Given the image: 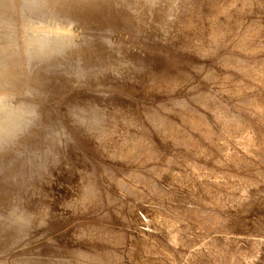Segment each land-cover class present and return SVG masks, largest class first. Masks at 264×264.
Wrapping results in <instances>:
<instances>
[{
    "label": "rangeland",
    "instance_id": "rangeland-1",
    "mask_svg": "<svg viewBox=\"0 0 264 264\" xmlns=\"http://www.w3.org/2000/svg\"><path fill=\"white\" fill-rule=\"evenodd\" d=\"M173 1L178 5L176 6ZM184 1L183 3V0H172V5L163 6V8H161L160 6L156 7L157 0H0V95L9 98V104L13 112L12 135L0 140V165L19 152V150L23 149L25 147L23 146L25 142H33L35 139L41 138L45 133L49 132L50 135L51 133L53 134L51 136L54 140L56 139L55 141H58L69 149L73 165H75L74 167H68L61 164L60 161L46 156V151L41 149L45 146L43 145L37 149L35 154H32L33 158L40 152L37 154L38 156H35L37 159L33 158V162H38L37 164L40 166L38 171H36L37 173L35 171L19 173L15 179H11L10 176L5 174V177L2 175L1 178H5L6 180H1L5 182L7 186L9 185L10 191H15V189H17L18 191L24 192L25 195L28 194L27 197H30L29 199L27 198L28 205L36 206L37 204L36 207L40 211L43 209L41 215L43 214L42 216L45 218L46 216L49 217L50 214L58 215L59 212V216H61L63 220H60L57 226L81 222L103 228L104 231L106 229L109 231L111 230V233L107 230V232L102 230L98 235L99 237L101 235L102 239L101 237L98 238V236H95L93 239L91 238V240L82 241L80 240L82 230L75 236L69 234L55 235L47 230L46 227H41L43 226V219H37L38 215L35 219H29L28 221L25 219L26 215L29 216V214H32V212H30L32 210H28L30 212L28 213V211H23L21 208L15 206L14 209L10 211H4L3 207L0 206V264H37L34 250L38 251L36 247L44 241H39L36 244H34L36 241L31 243L27 242L26 245L25 241L29 238H43L44 235H47L44 236L46 240H57L58 242L74 245L75 247L77 246L76 248L82 250L85 247V251L78 250L85 253L90 251V254H97V256H101L100 259L102 262L107 258V261L105 260L103 262L104 264L107 262L108 264H112V262L113 264H165L159 261L162 255L170 259V264H193L195 262L197 264H224L225 261V264H235V262L236 264H264V172H262L264 171V154H261L264 153V0ZM198 2L199 4H197ZM192 3L200 6H194ZM218 3H220V5ZM215 4L216 7H214ZM175 6H179V9L176 8L174 11L177 12L178 10L179 12H177V14L173 12L174 15H168L172 20L171 22L169 18L167 19V13L172 7L175 8ZM185 7H187L186 11H184L186 9ZM157 8L159 11L162 9L164 13H159ZM192 9L195 11V14H193L194 11ZM230 9L232 10L230 11ZM182 10L185 13H183ZM229 11L231 13H229ZM226 13H229L228 17ZM186 16L189 17L188 25L191 27L188 28V25L184 26V28L182 27L185 32L182 41L172 42L167 35L170 33H178L180 31L179 25H181V21L179 20ZM172 17H175L174 19L177 17V19L173 20ZM191 17L196 18L197 22L194 18L190 19ZM213 19L217 26L214 24ZM43 20L45 22L51 21L57 24V26H68L71 32L68 34L60 33L61 31L59 29L51 27L45 28V30H48L50 33H42L43 35H40L45 36V38H50L49 42L37 44L40 40V36L37 39L32 36L27 39V30L31 23L38 27L39 22ZM165 20H167V22L170 21L167 23ZM156 22L162 24L159 25V27L161 26L159 28L160 31L159 29L156 31L154 28ZM173 23L174 25H172ZM177 23L179 25H177ZM176 25L178 27H176ZM176 28H178V30H176ZM232 28L233 30L235 29V31H233ZM254 29L255 31H253ZM250 30H252L253 34ZM247 32L249 34H247ZM232 33L234 35H232ZM62 39L63 42H58L55 46H52L50 49L51 52L49 51V53L46 54L47 57L45 55L41 56L42 52L46 50L47 46L53 40L59 41ZM239 40L242 41L239 42ZM221 43L223 44L221 45ZM247 45L248 47H246ZM190 46L191 48H189ZM119 54H121L126 61L131 59L140 60L141 63L139 66L143 68H151L155 64L164 65L170 70L169 80L166 81V83L160 81L145 84L133 79H129L128 81L127 78H124L129 84H132L131 88L118 89L117 87H113L102 79L110 77V79L114 80L120 77V75H115L108 67H104L103 69L101 65L109 60L111 56ZM121 55L119 56L120 58H122ZM88 61L94 64L86 63ZM45 65H48V67L54 70H62L65 68L81 69L82 72L88 75L89 81L88 79L84 81L69 79V82L67 81L59 93L56 95H49L42 90L38 81L33 78L34 72ZM93 72L96 74L94 75ZM97 75L101 80L97 79V81H94L92 77ZM50 81H52V79H50ZM234 84L236 87L233 86ZM110 96L131 101L134 103V106L132 108L126 106V108L118 109L120 113L118 110V112H109L114 105H104L105 110L103 114L101 113V118L104 123L107 125L110 124V127L104 123L103 125L104 128L107 126L111 129L109 132H107L108 128H106L107 130L104 129L106 143L105 145H99L98 143V146H100L98 149L105 147L102 148L103 150L100 149L101 152L98 153L99 150L96 151L97 153L92 151V146H94V144L97 145V138L95 135L92 137L94 131L87 130L84 132L86 134L81 136H78V134L74 132L75 124L72 123L73 112L71 111H68V115L58 118V124L63 133H58L49 129L52 124L50 118L53 117V113L48 107L43 106V103L53 101V103L51 102L52 106L54 108L57 107L59 111H64V109L70 106L72 109H75H73L75 116H81L79 112H83L85 119L88 121V119H92L93 115H90L92 114L90 110L87 112L88 109L85 108V106L83 107L82 105L84 104L81 102L96 100L101 104L106 97ZM203 97L205 100L209 99V102L208 100L205 101ZM249 101L250 103H245ZM78 106L82 108L79 109ZM148 108L154 112L148 111ZM190 108L194 111L190 110ZM82 109H87V111ZM122 109H125L124 112ZM172 110L174 111L172 112ZM118 113L124 114V117L125 115L127 117L121 120ZM153 116L154 118H152ZM254 116L257 119H255ZM103 117L109 118L110 121L108 120L107 123V119H103ZM130 117L133 119H129ZM94 119L96 120V118ZM112 119L114 122L116 120V122L114 123L111 121ZM193 119H195V121ZM258 119L261 120L259 121ZM162 120L163 122L165 120L168 121L164 122L165 126L167 125L166 127ZM158 123H160L159 125H163V127H159ZM183 123L185 125H183ZM178 124H180V126ZM113 127H116L117 130L115 129L114 131ZM123 127L125 128L123 129ZM121 128L126 132L124 134L125 138H123V136L121 141H119L121 137L117 135L115 137L114 133L117 134L120 130L124 133ZM87 132H91L92 134H88ZM67 133H69V135ZM140 134L143 136L147 134V136L143 137ZM62 135H64V138L61 139V137H63ZM54 136L57 137L54 138ZM65 137L68 138L65 139ZM187 137L189 138L186 139ZM131 138L137 140V143H135L137 154L136 151L135 153L130 152L127 154V150L124 149L126 156L124 155L125 152H119L122 156L119 157L120 161L117 156L120 154L112 153L111 150L113 147L125 148L128 146L125 144H127V142L129 143ZM148 140L150 141L149 143L147 142ZM152 140L153 142H151ZM66 141L67 144H64ZM254 141H256V143L260 141L258 142L260 144H255L253 143ZM47 143L49 144L50 142L48 141ZM120 143L121 145L119 146ZM172 143L174 146H171L173 145ZM187 145H190V147ZM246 145L251 147H248V150L245 152L247 148ZM141 146L142 148H139ZM72 147L74 149H72ZM145 147H147V149H145ZM258 147L260 149L262 148V151ZM140 149L143 150L141 151ZM107 150L110 153H108ZM250 150L252 153H250ZM257 150L259 151L256 153L258 154L261 151V155L255 153ZM235 152L238 153L236 154ZM41 154H43V156ZM130 155H132V157ZM44 156H46V158ZM142 156L144 159L140 160ZM239 156L241 158H239ZM28 157H30V155H27L25 158ZM139 157L140 159H136ZM157 157L159 158L157 159ZM124 160L125 162H123ZM195 161L196 164L194 163ZM222 164H225V166ZM61 166L65 167L63 168ZM103 166L105 167V174L103 173L104 175L102 174L99 176L97 172ZM78 167L83 170L80 168L79 170ZM68 169L70 172L73 170L71 172V174H73L72 176L69 175L70 172L67 171ZM229 171L231 173L235 172L230 174ZM80 173L81 175H79ZM89 175H91V180ZM245 175L248 176L246 177ZM29 176L32 177L30 178ZM78 176H80V178ZM209 176H211V178H209ZM240 176L242 181L240 180ZM245 177L246 179H244ZM9 178L10 181L8 180ZM81 178L83 181H81ZM31 179H33L34 182ZM39 179L40 181H38ZM92 179L94 181H92ZM88 181L90 185H88ZM74 182H76L77 185L76 183L74 184ZM81 182H83V184ZM210 182L212 183L210 184ZM44 183H47V185ZM56 183L60 184V186L58 184L56 186ZM70 184L72 186H70ZM107 185H109V187ZM24 186L26 188H23ZM85 186L92 190L85 188ZM196 186L197 189H195ZM259 187L260 189H258ZM94 188L95 190H93ZM126 189L129 190L126 191ZM45 190L47 194H45ZM218 190L220 192L223 190L225 194L223 193L224 195H222ZM82 191H87V193H89L87 194L85 202L80 204V206L78 204L76 207L77 209H69L67 203L64 204L63 200L68 202V200L72 198L70 195L72 196L73 194V197H75L77 193L80 194ZM90 191L94 196H92ZM227 191L232 194H227ZM57 192H59V194ZM48 196L50 198L55 196L51 199H55V202L50 201ZM222 196L223 199L226 196L224 202L221 198ZM214 197L220 198L214 199ZM65 198H67V201ZM13 199L16 202L19 200L14 197L11 198L10 201L13 202ZM60 199L62 201H60ZM236 199H238V204L235 203ZM29 200L31 202H28ZM10 201L8 205H11ZM216 201L219 202L217 203ZM58 202L66 206L62 207ZM217 205L219 208H217ZM79 207L81 211H79ZM51 210L55 213H52ZM18 211L22 213L20 212L18 214ZM232 212L235 213L233 214ZM154 213L164 215L161 216L162 220L160 218L159 223L153 219L152 215ZM198 214H203V216H198ZM219 215H222V217L220 216L218 218ZM257 216H259V218H257ZM16 217L25 220L22 227L13 222ZM204 217L207 219L203 221ZM212 218L215 219L211 220ZM36 219L39 221L37 222ZM214 221H219V224L217 222L214 223ZM165 222L171 225L169 231L170 236L173 238L172 242L164 238L163 225H165ZM26 224L29 226L32 224V226L29 228ZM250 226L253 228L251 229ZM38 227L40 228L38 229ZM196 227L198 230L195 229ZM239 228L245 233L246 231L247 233L249 232L248 234L250 236L243 232L235 233L233 229L240 230ZM221 231L223 234L226 233V231L229 234H224L226 235L224 236ZM229 231H233V233ZM103 232L107 234L104 235ZM115 233H117V235ZM113 234L119 237L115 238ZM97 238L100 242H98L99 240H97ZM130 238H134L133 241H131L132 239L130 240ZM11 239H15V241L20 239L17 242L14 241L15 245L13 243L12 249L10 247L8 248V243ZM116 239H118L119 242L115 244L114 242L117 241ZM240 239L245 243L241 242ZM79 240L81 242H79ZM194 240L198 243V246ZM104 241H110L111 243L108 242V245H106ZM58 242H55L54 247L58 248ZM192 242H194V244ZM50 244L51 242L49 241L45 242L47 246ZM88 244L93 245H91L93 250ZM189 244L191 246H189ZM207 245L209 246L207 247ZM188 247L191 248L189 249ZM242 247L245 248V250L242 249ZM180 248L182 249L180 250ZM182 250L185 252V257L183 256L184 253ZM225 250L227 253H224ZM212 251L213 253H211ZM103 256L107 257L105 258ZM233 257L237 259L235 260ZM193 258H197L195 259L196 261L192 260ZM232 260H235V262ZM120 261L122 263H120ZM200 261L203 263H200Z\"/></svg>",
    "mask_w": 264,
    "mask_h": 264
},
{
    "label": "bare ground",
    "instance_id": "bare-ground-1",
    "mask_svg": "<svg viewBox=\"0 0 264 264\" xmlns=\"http://www.w3.org/2000/svg\"><path fill=\"white\" fill-rule=\"evenodd\" d=\"M149 1V0H148ZM166 1V2H165ZM175 1H177V0H175ZM178 1H181V0H178ZM187 1V0H186ZM190 1V0H189ZM195 1V0H194ZM239 1H241V0H239ZM262 1V0H261ZM174 2V1H173ZM185 1L183 0V3H184ZM190 2H192V1H190ZM220 2H222V1H220ZM182 3V2H181ZM194 3V2H193ZM192 3V4H193ZM196 3V2H195ZM207 3V2H206ZM234 3V2H233ZM173 3H172V0H157V2H156V7L157 6H160L161 8H163V6H170V5H172ZM174 4H175V2H174ZM180 4V3H179ZM187 4V3H186ZM191 4V5H192ZM197 4H199V2L197 3ZM219 5H220V3H218ZM231 4V3H230ZM176 5V4H175ZM178 5V4H177ZM176 5V6H177ZM184 5V4H183ZM188 5H190V4H188ZM188 5H186V6H188ZM194 5V4H193ZM196 5V4H195ZM194 5V6H195ZM233 5V4H232ZM249 5H250V3H249ZM252 5V4H251ZM175 6V8L174 7H172L169 11H168V13H167V19L169 18L168 17V15L169 14H173V12H175L174 10L177 8V9H179L178 7H176ZM185 6V5H184ZM196 6H200V5H196ZM212 6V5H211ZM229 6V5H228ZM180 7H181V5H180ZM193 7V6H192ZM214 7H216V4L214 5ZM224 7V6H223ZM186 9L184 10V11H186L187 10V7H185ZM194 8V7H193ZM199 8V7H198ZM210 8V7H209ZM213 8V7H212ZM158 9V8H157ZM181 9V8H180ZM183 9V8H182ZM190 9H191V7H190ZM222 9V8H221ZM189 10V9H188ZM193 10V9H192ZM192 10H190V11H192ZM195 10H197V9H195ZM216 10V9H215ZM227 10V9H226ZM232 9H230V11H231ZM170 11H172V12H170ZM194 11V10H193ZM229 11V13H231ZM158 12L160 13H164V11L162 10V9H160V11H159V9H158ZM177 12H179L178 10H177ZM177 12H175V14H177ZM182 12H183V10H182ZM208 12V11H207ZM183 13H185V12H183ZM217 13V12H216ZM229 13L227 14V17L229 16ZM180 14V13H179ZM190 14V13H189ZM193 14H195V11H194V13ZM208 14V13H207ZM40 15V14H39ZM174 15V14H173ZM173 15H171V16H173ZM196 15H197V13H196ZM202 15H203V13H202ZM205 15V14H204ZM219 15V14H218ZM170 16V17H171ZM187 16H188V14H187ZM184 17L183 19H181V18H179V19H181V20H179V21H181V25H179L180 24V22H179V24L177 23V25H179V27H180V31L176 34V33H170V34H168L167 36H168V38L173 42V41H182V39H183V37L185 36V32L183 31V28H184V26H186V25H188V23H189V17ZM212 16V15H211ZM222 16V15H221ZM221 16H220V18H221ZM182 17V16H181ZM208 17V16H207ZM173 18V17H172ZM175 18V17H174ZM173 18V20H176L177 19V17H176V19H174ZM192 18H194V17H191L190 19H192ZM196 18H197V16H196ZM196 18H194L195 20H196ZM199 18H201V17H199ZM220 18H218V19H220ZM170 20H171V18H169ZM228 19V18H227ZM169 20V21H170ZM203 20V19H202ZM205 20V19H204ZM216 20V19H215ZM224 20H226V19H224ZM166 22H167V20H165ZM168 21V22H169ZM165 22V23H166ZM167 22V23H168ZM171 22H172V20H171ZM190 22H191V20H190ZM196 22H197V20H196ZM213 22H214V24H216L215 23V21H214V19H213ZM219 22V21H218ZM233 22V21H232ZM235 22V21H234ZM163 23V22H162ZM240 23V22H239ZM170 24V23H169ZM168 24V25H169ZM193 24H195V23H193ZM234 24H236V23H234ZM233 24V25H234ZM39 26L38 27H36V26H34V24H32L31 23V25L29 26V28H28V36H27V39L29 38V37H33V38H35V39H37L40 35H43L42 33H50V32H48V30H45V28H51V27H53L54 29H59L61 32L60 33H69V32H71V30L69 29V27L68 26H65V27H63V26H57V24H55V23H53V22H51V21H47V22H45L44 20L43 21H41V22H39V24H38ZM159 25H162V24H159L158 22H156L155 23V26H154V28H155V30L156 31H158V29L161 27H159ZM172 25H174V23L172 24ZM176 25V27H178ZM230 25H232V24H230ZM241 25V24H240ZM166 26H167V24H166ZM203 26V25H202ZM210 26V25H209ZM216 26H217V24H216ZM236 26V25H235ZM183 27V28H182ZM188 28H190L191 26H187ZM211 27V26H210ZM243 27V26H242ZM166 28H168V27H166ZM186 28V27H185ZM198 28V27H197ZM204 28V27H203ZM236 28H237V26H236ZM194 29V28H193ZM196 29V28H195ZM256 29V28H255ZM255 29L253 30V31H255ZM164 30H165V28H164ZM167 30V29H166ZM176 30H178V28H176ZM185 30V29H184ZM187 30V29H186ZM191 30V29H190ZM197 30V29H196ZM207 30V29H206ZM206 30H205V32H206ZM232 30H233V28H232ZM237 30V29H236ZM159 31H160V29H159ZM172 31V30H171ZM188 31H189V29H188ZM210 31H211V29H210ZM217 31V30H216ZM233 31H235V29L233 30ZM244 31H246V30H244ZM243 31V32H244ZM163 32V31H162ZM240 32V31H239ZM238 32V33H239ZM250 32L252 33V30H250ZM166 33V32H165ZM193 33V32H192ZM199 33H201V32H199ZM211 33V32H210ZM215 33H217V32H215ZM242 33V32H241ZM213 34H214V32H213ZM247 34H249L248 32H247ZM253 34V33H252ZM251 34V35H252ZM255 34V33H254ZM35 35V36H34ZM37 35V36H36ZM62 35V34H61ZM206 35V34H205ZM204 35V36H205ZM210 35V34H209ZM216 35V34H215ZM215 35H214V37H215ZM232 35H234L233 33H232ZM246 35V34H245ZM256 35V34H255ZM213 36V35H212ZM166 37V36H165ZM197 37V36H196ZM208 37V36H207ZM206 37V38H207ZM238 37V36H237ZM239 37H240V35H239ZM241 37H243V36H241ZM245 37V36H244ZM250 37V36H249ZM252 37V36H251ZM236 38V37H235ZM39 41L37 42V44H41V43H43V42H49V40H50V38H45V36H40L39 37ZM244 39V38H243ZM246 39H248V38H246ZM194 40V39H193ZM198 40V39H197ZM207 40V39H206ZM232 40V39H231ZM234 40V39H233ZM252 40V39H251ZM188 41V40H187ZM195 41H196V39H195ZM242 40H239V42H241ZM30 42H32V41H30ZM58 42H63V39L62 40H59V41H57V40H53L48 46H47V48H46V50L44 51V52H42V54H41V56L43 55H45L46 57H47V53H49V51H50V49L52 48V46H55ZM207 42V41H206ZM212 42V41H211ZM249 42V41H248ZM34 43H35V41H34ZM186 43H188V42H186ZM235 43V42H234ZM245 43V42H244ZM180 44V43H179ZM199 44V43H198ZM208 44V43H207ZM218 44H220V43H218ZM223 43H221V45H222ZM240 44V43H239ZM239 44H238V46H239ZM247 44V43H246ZM220 45V46H221ZM248 45H250V44H248ZM248 45L246 46V47H248ZM185 46V45H184ZM219 46V45H218ZM245 46V45H244ZM224 47V46H223ZM245 47V48H246ZM183 48V47H182ZM189 48H191V46L189 47ZM220 48V47H219ZM239 49H240V47H239ZM252 51V50H251ZM51 52V51H50ZM253 52V51H252ZM121 54H119V55H113V56H111V58H109V60H107V61H105L104 62V64L103 65H101L102 67H103V69H104V67H108L109 68V70L111 69L112 71L111 72H113L115 75L116 74H118V75H120V77H117L116 79H114V80H112V79H110V77H108V78H104V79H102L104 82H106V83H108V84H110V85H112L113 87H117L118 89H128V88H131V86H132V84H129L127 81H125L124 80V78H127L128 79V81H129V79H133V80H137V81H139L140 83H147V84H149V83H153V82H160V81H162V82H165L166 83V81H168L169 80V71L170 70H168L164 65H161V64H155L153 67H151V68H143L142 66H139L140 65V60H137V59H131V60H125L124 59V57L121 55V57L122 58H120L119 56H120ZM86 63H92L91 61H88V62H86ZM126 63V64H125ZM92 64H94V63H92ZM91 64V65H92ZM95 66V65H94ZM98 67V66H97ZM98 68H100V67H98ZM107 68V69H108ZM83 69V68H82ZM81 69H74V68H65V69H62V70H54V69H52V68H50V67H48V65H45V66H42V67H40V68H38L35 72H34V74H33V78H35L37 81H38V83H39V85L41 86V88H42V90H44L47 94H52V95H56L57 93H59L60 91H61V89L63 88V86L67 83V81L69 80V79H74V80H76V81H84L85 79H88V75L86 74V73H84V72H82V70L80 71ZM102 70V69H101ZM87 71V70H86ZM98 72H99V70H98ZM91 73V72H90ZM89 73V74H90ZM93 74H94V72H93ZM93 74H92V76H93ZM96 74V73H95ZM94 74V75H95ZM100 75V74H99ZM90 76V75H89ZM231 77V76H230ZM173 78H174V76H173ZM50 79H52V81H50ZM92 79L95 81H97V79L98 80H101V79H99L98 78V75L97 76H95V77H92ZM87 81V80H86ZM88 81H89V79H88ZM233 81V80H232ZM69 82V81H68ZM93 82V81H92ZM220 82V81H219ZM231 82V81H230ZM72 83V82H71ZM135 83V82H134ZM172 83V82H171ZM157 84V83H156ZM160 84V83H159ZM219 84V83H218ZM237 84H238V82H237ZM221 85V84H220ZM262 85V84H261ZM148 86V85H147ZM146 86V87H147ZM150 86V85H149ZM159 86V85H158ZM163 86V85H162ZM233 86H235V84L233 85ZM220 87V86H219ZM236 87V86H235ZM241 87V86H240ZM239 87V88H240ZM260 87V86H259ZM227 90H228V88H227ZM257 90V89H256ZM260 90V89H259ZM244 91V90H243ZM251 91H253V90H251ZM262 91V90H261ZM249 92V91H248ZM226 93V92H225ZM242 94V93H241ZM54 97V96H53ZM53 97H52V99H53ZM207 97V96H206ZM202 98V97H201ZM204 98V97H203ZM208 98V97H207ZM247 98V97H246ZM262 98V97H261ZM258 99V98H257ZM204 100H205V98H204ZM208 100V102H209V99H207ZM207 100H205V101H207ZM245 100V99H244ZM202 101V100H201ZM255 101V100H254ZM263 101V100H262ZM52 103H53V101H51ZM51 102H46V103H43V106H46V107H48L49 108V110H51V112L53 113V117L52 118H50V120L52 121V124H51V127L49 128V129H52L53 131H55V132H58V133H63L62 131H61V127L59 126V124H58V118H62L63 116H66V115H68V111H71V112H73V124H75V131L74 132H76L77 134H78V136H81V135H84V134H86V133H84V132H86L87 130H89V131H94L93 133V136L92 137H94V135H95V137L97 138V140H96V143H97V145L96 144H94V146H92V151L93 152H95V153H97L96 151H98V153L99 152H101L100 151V149H102V148H105V147H102V148H100V149H98L100 146H98V143H99V145H101V144H104L105 145V143H106V136L104 135V129L105 130H107L106 128H108V127H110V124L109 125H107L106 123H104V121H102V118H101V113L103 114V112H104V110H105V108H104V105L105 104H107V105H114V106H112V108L109 110V112H113V111H117L118 109H121V108H126V106L127 107H133L134 105V103H132L131 101H127L126 99H121V98H119V97H113V96H110V97H106L104 100H103V102L101 103V104H99L96 100H90V101H83V102H81L82 104H84V105H82L83 107L85 106V108H87L88 109V111H87V109H82V110H84V111H87V112H89V110H90V113H92V114H90L91 116H92V119H88V121L85 119V115H84V113L83 112H79L80 114H81V116H75V112L73 111V109H72V107H70V106H68L66 109H64V111H59V109L56 107V108H54L53 106H52V104H51ZM199 103V102H198ZM198 103H196V104H198ZM245 103H250V101L249 102H245ZM80 105V106H81ZM241 105V104H240ZM202 106V105H201ZM262 106V105H261ZM19 107V106H18ZM79 107V106H78ZM78 107H76V108H78ZM106 107V106H105ZM192 107V106H191ZM244 107V106H243ZM259 107V106H258ZM14 108V107H13ZM54 108V109H53ZM82 108V107H81ZM80 107H79V109H81ZM107 108V107H106ZM134 108H136V107H134ZM147 108V107H146ZM195 108V107H194ZM245 108H247V107H245ZM18 109V108H17ZM34 109V108H33ZM108 109V108H107ZM149 109V108H148ZM75 110V109H74ZM123 110V109H122ZM125 110V109H124ZM124 110H123V112H124ZM128 110V109H127ZM131 110V109H130ZM134 110V109H133ZM132 110V111H133ZM190 110H192V108H190ZM59 111V112H58ZM119 111V110H118ZM117 111V112H118ZM141 111V110H140ZM148 111H151L152 112V110H148ZM174 110H172V112H173ZM192 111H194V110H192ZM242 111V110H241ZM259 111V110H258ZM106 112V111H105ZM120 112V111H119ZM126 112V111H125ZM154 112V111H153ZM152 112V113H153ZM251 112V111H250ZM107 113V112H106ZM106 113H104V114H106ZM121 113V112H120ZM128 113V112H127ZM131 113V112H130ZM252 113V112H251ZM113 114V113H112ZM119 114V113H118ZM129 114V113H128ZM137 114H138V111H137ZM140 114V113H139ZM150 115V114H149ZM250 115V114H249ZM115 116V115H114ZM119 116H120V118H121V120L122 119H125V117H127L126 115H125V117H124V114L122 115V114H119ZM138 116V115H137ZM224 116V115H223ZM252 116V115H251ZM250 116V117H251ZM90 117V116H89ZM115 117H117V116H115ZM255 117V116H254ZM94 118H96V120L94 119ZM106 117H103V119H105ZM120 118H119V120H120ZM135 118V117H134ZM152 118H154V116L152 117ZM198 118V117H197ZM226 118V117H225ZM253 118V117H252ZM263 118V117H262ZM107 119V118H106ZM128 119V118H127ZM129 119H131V117L129 118ZM133 119V118H132ZM131 119V120H132ZM200 119V118H199ZM255 119H257L256 117H255ZM108 120H109V118L107 119V123H108ZM177 120V119H176ZM194 121H195V119H193ZM249 120V119H248ZM259 121L261 120V119H258ZM110 121V120H109ZM111 121H113V119L111 120ZM129 121V120H128ZM134 121V120H133ZM137 121V120H136ZM199 121V120H198ZM61 122V121H60ZM106 122V121H105ZM114 122V121H113ZM115 122H116V120H115ZM114 122V123H115ZM127 122V121H126ZM131 122V121H130ZM129 122V123H130ZM138 122V121H137ZM162 122H163V120H162ZM161 122V123H162ZM164 122H168V121H164ZM163 122V124H164V126H165V123ZM71 123V124H72ZM103 123L104 124H106L107 126H106V128H104V125H103ZM123 123L125 124V122L123 121ZM128 123V122H127ZM142 123V122H141ZM188 123V122H187ZM209 123V122H208ZM252 123V122H251ZM122 124V123H121ZM135 124V123H134ZM138 124V123H137ZM160 123H158V126L160 127H163V125H159ZM167 124V123H166ZM170 124V123H169ZM193 124H194V122H193ZM111 125H112V123H111ZM179 126H180V124H178ZM183 125H185L184 123H183ZM115 126V125H114ZM143 126V125H142ZM167 126V125H166ZM165 126V127H166ZM188 126V125H187ZM187 126H185V127H187ZM189 127V126H188ZM114 128V127H113ZM125 127H123V129H124ZM180 128V127H179ZM111 129V128H110ZM109 128H108V130H107V132H109V130H110ZM115 129H116V127L114 128V131H115ZM120 129V128H119ZM118 129V130H119ZM122 129V128H121ZM123 129H122V131H123ZM161 129V128H160ZM181 129V128H180ZM187 129V128H186ZM117 130V129H116ZM130 130V129H129ZM132 130V129H131ZM188 130V129H187ZM49 131V130H48ZM178 131V130H177ZM184 131H186V130H184ZM197 131H198V129H197ZM66 132H68V131H66ZM72 132V131H71ZM106 132V131H105ZM118 132V131H117ZM124 133H122L121 132V130L117 133V134H115L114 133V135H115V137H116V135L118 136V137H121L120 138V140L119 141H121V139H122V137L123 138H125V132L126 131H123ZM168 132V131H167ZM196 132V131H195ZM199 132H201V131H199ZM88 133V132H87ZM111 133V132H110ZM140 133V132H139ZM187 133H189V132H187ZM68 135H69V133H67ZM73 134V133H72ZM75 134V133H74ZM88 134H92L91 132H89ZM87 134V135H88ZM106 134V133H105ZM112 134H113V132H112ZM131 134H132V132H131ZM133 134H134V130H133ZM132 134V135H133ZM202 134V133H201ZM201 134H199V135H201ZM51 135H53L52 133H51ZM50 135V132L49 133H45L44 134V136H42L41 138H37V139H35L33 142H30V143H24L23 144V146H25L23 149H21V150H19V152H17L15 155H13V156H11V158H9V159H7V160H5L4 161V163H2L1 165H0V206H2L3 207V209H4V211L6 210V211H10L11 209H14V207L16 206L17 208L19 207V208H21L23 211H28V210H32V211H30V212H32V214H29V216L28 215H26V220L28 221L29 219H35L36 217H37V215H38V218L37 219H43V226H41V227H46L47 228V230H49L50 232H52L53 234H55V235H60V234H69V235H71V236H75L80 230H82V236H81V238H80V240H91V238L93 239L95 236H98L101 232H102V230L104 231V229L103 228H100V227H97V226H95V225H89V224H84V223H81V222H75L74 224H71V225H60V226H57L58 224H59V221L60 220H63V218L61 217V216H59V212H58V215H54V214H50V216L48 217V216H46V218L44 217V216H42L41 215V213H42V210L40 211L36 206H37V204H36V206H32V205H28V203H27V200L30 198H28L27 196H28V194L27 195H25V193L24 192H21V191H18L17 189H15V191H10V189H9V185L7 186L6 185V183L5 182H3L2 180H4L5 178H1L2 177V175H4V177H5V174H7L8 176H10V178L11 179H15L16 178V176L20 173H23V172H29V171H38V169L40 168V166L37 164V163H35V162H33V158H36L37 159V157H35L38 153H40V152H38L33 158H32V154L34 153L35 154V152L37 151V149L38 148H40L41 146H43V145H45L43 148H41V149H43V150H45L46 151V156H48V157H50V158H53V159H55L56 161L58 160V161H60L61 162V164H64L65 166H68V167H74L75 165H73V161H72V159H71V155L69 154V149L66 147V146H64V145H62L61 143H59L58 141H55L53 138H52V136ZM55 135V134H54ZM56 135H58V134H56ZM66 135V134H65ZM141 136H143L142 134H140ZM145 135V134H144ZM171 135V134H170ZM234 135V134H233ZM247 135V134H246ZM63 137H61V139L62 138H64V135H62ZM91 136V135H90ZM108 136V135H107ZM109 136H111V135H109ZM128 136V135H127ZM126 136V137H127ZM137 136V135H136ZM146 136H147V134H146ZM146 136H143V137H146ZM187 136V135H186ZM203 136H204V134H203ZM55 137H57V136H54V138ZM59 137V136H58ZM69 137V136H68ZM68 137H65V139H67ZM112 137V136H111ZM135 137V136H134ZM193 137V136H192ZM205 138H206V136H204ZM203 137V138H204ZM242 137V136H241ZM244 137V136H243ZM72 138V137H71ZM70 138V139H71ZM108 138V137H107ZM112 138H114V137H112ZM136 138V137H135ZM135 138H131V140L130 139H128V140H130L129 141V143L127 142V144H125V145H128V146H126L125 148H121V147H119V148H114L113 146V149L111 150V152L113 153H116V154H118L119 152L121 153H123V152H125L124 151V149H126L127 150V154L128 153H130V152H132V153H135V151H136V154H137V150H135V143H137V140L135 139ZM150 138V137H149ZM189 137H187L186 139H188ZM249 138H250V136H249ZM60 139V140H61ZM95 139V138H94ZM109 139V138H108ZM111 139V138H110ZM117 139V138H116ZM138 139V138H137ZM141 139H142V137H141ZM163 139V138H162ZM262 139V138H261ZM52 140V141H51ZM64 140V139H63ZM69 140V139H68ZM112 140V139H111ZM127 140V139H126ZM125 140V141H126ZM140 140V139H139ZM143 140H144V138H143ZM142 140V141H143ZM164 140V139H163ZM178 140V139H177ZM191 140H192V138H191ZM196 140V139H195ZM232 140V139H231ZM50 142L49 144L47 143V142ZM62 141V140H61ZM113 141V140H112ZM141 141V142H142ZM156 141V140H155ZM154 141V142H155ZM172 141V140H171ZM187 141V140H186ZM109 142H110V140H109ZM148 143L150 142L149 140L147 141ZM151 142H153V140L151 141ZM166 142V141H165ZM169 142V141H168ZM184 142V141H183ZM190 142H192V141H190ZM258 142H260V141H258ZM256 143V141H254L253 143H255V144H260V143ZM47 143V144H46ZM112 143V142H111ZM118 143V142H117ZM116 143V144H117ZM145 143H146V141H145ZM156 143V142H155ZM187 143H189V142H187ZM193 143V142H192ZM237 143V142H236ZM64 144H67V141H66V143H64ZM115 144V143H114ZM114 144H111V145H114ZM123 144V143H122ZM169 144V143H168ZM173 144V143H172ZM176 144V143H175ZM178 144H179V142H178ZM247 144V143H246ZM254 144V145H255ZM121 145V143L119 144V146ZM143 145V144H142ZM146 145V144H145ZM162 145H163V143H162ZM184 145V144H183ZM245 145V144H244ZM257 145V146H258ZM107 146H108V143H107ZM150 146V145H149ZM164 146H166V145H164ZM171 146H174V144L173 145H171ZM170 146V147H171ZM181 146V145H180ZM184 146H186V145H184ZM187 146H189L190 147V145H187ZM243 146V145H242ZM241 146V147H242ZM247 146V145H246ZM152 147V146H151ZM150 147V148H151ZM158 147V146H157ZM167 147V146H166ZM248 147L249 146H247V148L245 149V152L248 150ZM251 147V146H250ZM249 147V148H250ZM256 147V146H255ZM260 147V146H259ZM258 147V148H259ZM108 148V147H107ZM139 148H142V146L141 147H139ZM227 148V147H226ZM244 148V147H243ZM257 148V147H256ZM40 149V150H41ZM72 149H74L73 147H72ZM137 149V148H136ZM145 149H147V147H145ZM153 149V148H152ZM174 149V148H173ZM242 149V148H241ZM251 149H253V148H251ZM260 149V148H259ZM262 149V148H261ZM260 149V150H261ZM39 150V151H40ZM70 150H71V148H70ZM103 150V149H102ZM110 150V149H109ZM141 150V149H140ZM143 150V149H142ZM141 150V151H142ZM159 150V149H158ZM195 150V149H194ZM239 150V149H238ZM253 150H256V149H253ZM44 151V152H45ZM108 151V150H107ZM139 151V150H138ZM140 151V152H141ZM150 151H151V149H150ZM156 151V150H155ZM179 151V150H178ZM230 151V150H229ZM240 151V150H239ZM238 151V152H239ZM251 151V150H250ZM249 151V152H250ZM259 150H257V151H255V153L256 152H258ZM262 151V150H261ZM261 151H260V153H261ZM41 152H42V150H41ZM145 152H146V150H145ZM196 152V151H195ZM238 152H235L236 154L238 153ZM243 152V151H242ZM244 152V153H245ZM248 152V153H249ZM73 153V152H72ZM71 153V154H72ZM106 153V152H105ZM108 153H110L109 151H108ZM119 153V154H120ZM142 153V152H141ZM160 153V152H159ZM162 153V152H161ZM231 153H232V150H231ZM240 153V152H239ZM250 153H252V151L250 152ZM254 153V154H255ZM260 153H258V154H260ZM43 154H45V153H43ZM43 154H41L42 156H43ZM115 154V155H116ZM126 154V152L124 153V155ZM139 154V153H138ZM163 154V153H162ZM230 154V153H229ZM257 154V153H256ZM257 154V155H258ZM261 154H264V153H261ZM260 154V155H261ZM27 155H30V157H28V158H25ZM97 155V154H96ZM101 155V154H100ZM109 155V154H108ZM110 155H112V154H110ZM133 155V154H132ZM132 155H130L131 157H132ZM135 155V154H134ZM140 155V154H139ZM139 155H137V156H139ZM143 156H145L146 155V153H145V155L144 154H142ZM161 155V154H160ZM164 155V154H163ZM232 155V154H231ZM231 155H229V156H231ZM240 155H242V154H240ZM252 155V154H251ZM38 156V155H37ZM41 156V157H42ZM46 156H44L45 158H46ZM104 156V155H103ZM102 156V157H103ZM118 156V159L120 160V156H121V154L120 155H117ZM126 156V155H125ZM125 156H124V158H125ZM141 157V159H140V157L139 158H136V159H140V160H142V159H144V157ZM226 156V155H225ZM228 156V157H229ZM256 156V155H255ZM254 156V157H255ZM40 157V156H39ZM122 157V156H121ZM136 157V156H135ZM146 157V156H145ZM201 157V156H200ZM251 157V156H250ZM257 157V156H256ZM255 157V158H256ZM259 157V156H258ZM50 158H49V160H50ZM113 158H114V156H113ZM127 158H130V157H127ZM126 158V159H127ZM159 157H157V159H158ZM239 158H241L240 156H239ZM243 158H244V156H243ZM263 158V157H262ZM42 159V158H41ZM116 159H117V157H116ZM122 159V158H121ZM135 159V160H136ZM147 159V158H146ZM145 159V160H146ZM149 159V158H148ZM39 160H40V158H39ZM46 160V159H45ZM114 160H115V158H114ZM128 160V159H127ZM222 160V159H221ZM220 160V161H221ZM260 160V159H259ZM263 160V159H262ZM121 161V160H120ZM241 161H242V159H241ZM248 161V160H247ZM249 161H251V160H249ZM47 162V161H46ZM55 162V161H54ZM117 162V161H116ZM123 162H125V160L123 161ZM140 162V161H139ZM252 162V161H251ZM40 163V162H39ZM43 163V162H42ZM127 163V162H126ZM142 163V162H141ZM195 164H196V161L194 162ZM197 163H198V161H197ZM248 163V162H247ZM250 163V162H249ZM45 164V163H44ZM43 164V165H44ZM57 164V163H56ZM60 164V163H59ZM60 164V165H61ZM200 164V163H199ZM251 164V163H250ZM250 164H248V165H250ZM42 165V164H41ZM58 165V164H57ZM59 165V166H60ZM135 165V164H134ZM137 165V164H136ZM223 165V164H222ZM230 165V164H229ZM245 165H246V160H245ZM46 166V165H45ZM65 166H61V167H65ZM196 166V165H195ZM223 166H225V164L223 165ZM227 166V165H226ZM237 166V165H236ZM230 167V166H229ZM247 167V166H246ZM67 168V167H66ZM76 168V167H75ZM80 167H78V169H79ZM188 168V167H187ZM238 168V167H237ZM74 169V168H73ZM77 169V172L80 170V169H82V168H80L79 170ZM198 169V168H197ZM46 170V169H45ZM60 170H61V168H60ZM72 170V169H71ZM83 170V169H82ZM105 167L103 166L102 168H100V170H98V172H97V174L99 175V176H101L105 171ZM227 170V169H226ZM244 170V169H243ZM248 170V169H247ZM46 171H48V170H46ZM67 171H69V169L67 170ZM73 171V170H72ZM71 171V172H72ZM75 171V170H74ZM188 171V170H187ZM53 172V171H52ZM59 172V171H58ZM62 172V171H61ZM70 172V171H69ZM68 172V173H69ZM71 172L69 173V175H73V174H71ZM76 172V171H75ZM76 172V173H77ZM81 172V171H80ZM220 172V171H219ZM219 172H218V174H219ZM227 172H228V170H227ZM235 172V171H234ZM233 172V173H234ZM262 172H264V171H262ZM37 173V172H36ZM57 173V172H56ZM67 173V172H66ZM65 173V174H66ZM79 173V172H78ZM229 173L230 174H233V173H231L230 171H229ZM259 173V172H258ZM43 174H45V173H43ZM48 174V173H47ZM105 174V173H104ZM103 174V175H104ZM196 174V173H195ZM194 174V175H195ZM238 174V173H237ZM240 174V173H239ZM256 174H257V172H256ZM255 174V175H256ZM264 174V173H263ZM50 175V174H49ZM52 175H53V173H52ZM79 175H81V173L79 174ZM85 175V174H84ZM83 175V176H84ZM91 175H93V174H91ZM91 175H89V178H90V176ZM176 175V174H175ZM181 175V174H180ZM260 175V174H259ZM34 176V175H33ZM46 176V175H45ZM44 176V177H45ZM57 176V175H56ZM60 176V175H59ZM88 176V175H87ZM177 176V175H176ZM197 176H198V173H197ZM229 176V175H228ZM227 176V177H228ZM233 176H236V175H233ZM233 176H232V178H233ZM246 176V175H245ZM248 176V175H247ZM246 176V177H247ZM19 177H20V175H19ZM30 177V176H29ZM32 177V176H31ZM30 177V178H31ZM36 177V176H35ZM41 177V176H40ZM79 178H80V176H78ZM93 177H95L94 175H93ZM92 177V178H93ZM98 177V176H97ZM196 177V176H195ZM246 177L244 178V179H246ZM258 177V176H257ZM10 178L8 179L9 181H10ZM65 178H66V175H65ZM102 178V177H101ZM100 178V179H101ZM112 178V177H111ZM209 178H211V176H209ZM223 179H226L225 177H222ZM221 178V179H222ZM249 178V177H248ZM247 178V179H248ZM2 179V180H1ZM48 179H49V177H48ZM53 179V178H52ZM70 179V178H69ZM76 179V178H75ZM85 179H87V178H85ZM95 179V178H94ZM222 179V180H223ZM235 179V178H234ZM251 179V178H250ZM256 179V178H255ZM254 179V180H255ZM6 180V179H5ZM32 181H33V179H31ZM36 180V179H35ZM78 180V179H77ZM88 180V179H87ZM90 180H91V178H90ZM199 180V179H198ZM240 180H241V176H240ZM258 180V179H257ZM20 181H21V179H20ZM25 181H26V179H25ZM30 181V180H29ZM31 181V182H32ZM38 181H40V179L38 180ZM58 181V180H57ZM61 181V180H60ZM71 181V180H70ZM69 181V182H70ZM81 181H83L82 180V178H81ZM92 181H94L93 179H92ZM220 181V180H219ZM242 181V180H241ZM240 181V182H241ZM244 181V180H243ZM18 182V181H17ZM34 182V181H33ZM62 182V181H61ZM61 182H59V183H61ZM64 182H66V181H64ZM80 182V181H79ZM91 182V181H90ZM222 182V181H221ZM223 182H224V180H223ZM228 182V181H227ZM8 183V182H7ZM13 183V182H12ZM50 183V182H49ZM67 183V182H66ZM72 183V182H71ZM76 182H74V184H75ZM82 184H83V182H81ZM80 183V184H81ZM84 183H85V180H84ZM205 183V182H204ZM212 182H210V184H211ZM220 183V182H219ZM226 183V182H225ZM224 183V184H225ZM233 183V182H232ZM232 183H231V186H232ZM11 184V183H10ZM16 184V183H15ZM20 184V183H19ZM28 184V183H27ZM45 184V183H44ZM43 184V185H44ZM55 184V183H54ZM57 184L58 183H56V186H57ZM67 184H69V183H67ZM209 184V185H210ZM222 184V183H221ZM229 184V183H228ZM243 184H244V182H243ZM40 185V184H39ZM42 185V186H43ZM45 185H47V183L45 184ZM59 186H60V184H58ZM76 185H77V183H76ZM87 185V184H86ZM88 185H90L89 184V181H88ZM92 185V184H91ZM195 185H196V183H195ZM219 185V184H218ZM225 185H227V184H225ZM230 185V184H229ZM23 186V185H22ZM27 186V185H26ZM30 186H31V184H30ZM49 186V185H48ZM51 186H52V183H51ZM70 186H72L71 184H70ZM70 186H69V188H70ZM75 186V185H74ZM78 186H79V184H78ZM98 186V185H97ZM97 186H95V187H97ZM108 187H109V185H107ZM228 186V185H227ZM241 186L243 187V185L241 184ZM18 187H20V186H18ZM29 187V186H28ZM39 187V186H38ZM45 187V186H44ZM47 187V186H46ZM62 187V186H61ZM80 187V186H79ZM82 187V186H81ZM90 187V186H89ZM126 187V186H125ZM193 187V186H192ZM210 187H213V186H210ZM223 187V186H222ZM11 188H13V187H11ZM23 188H26L25 186L23 187ZM50 188V187H49ZM66 188V187H65ZM64 188V189H65ZM75 188H77V187H75ZM83 188H84V185H83ZM85 188H87L86 186H85ZM174 188V187H173ZM229 188V187H228ZM233 188H235V187H233ZM48 189V188H47ZM52 189V188H51ZM50 189V190H51ZM80 189V188H79ZM87 189H89V188H87ZM98 189V188H97ZM195 189H197V186H196V188ZM225 189H227V188H225ZM258 189H260V187L258 188ZM26 190V189H25ZM29 190V189H28ZM32 190H34V189H32ZM72 190V189H71ZM89 190H92V189H89ZM88 190V191H89ZM93 190H95V188L93 189ZM107 190V189H106ZM125 190V189H124ZM127 190H129V189H126V191ZM174 190V189H173ZM202 190V189H201ZM215 190V189H214ZM220 190V189H219ZM218 190V191H219ZM224 190V189H223ZM223 190H221V192L220 193H222V195H224L225 193H224V191ZM228 190V189H227ZM230 190V189H229ZM23 191H24V189H23ZM27 191V190H26ZM49 191V190H48ZM52 191H55V190H52ZM187 191V190H186ZM240 191V190H239ZM253 191V190H252ZM29 192V191H28ZM35 192V191H34ZM44 192V191H43ZM45 192H46V190H45ZM79 192V191H78ZM91 192V191H90ZM94 192V191H93ZM162 192V191H161ZM172 192V191H171ZM190 192V191H189ZM219 192H216V193H219ZM246 192V191H245ZM33 193V192H32ZM52 193V192H51ZM58 194H59V192H57ZM92 193V192H91ZM213 193V192H212ZM224 193V194H223ZM227 194L229 193L228 191L226 192ZM45 194H47V192L45 193ZM50 194V193H49ZM76 194V193H75ZM74 194V195H75ZM87 194H89V193H87V191H82L80 194H78L77 193V196H75V197H73V194H72V196L70 195V197H72L71 199H69L68 200V202H65L64 200H63V202H64V204H66L67 203V207L69 208V209H75L76 207H77V205L79 204V206H80V204H83L84 202H85V200L87 199L86 197H87ZM95 194H96V191H95ZM157 194H159V193H157ZM230 194V193H229ZM232 194V193H231ZM230 194V195H231ZM30 195V194H29ZM55 195V194H54ZM65 195V194H64ZM63 195V196H64ZM68 195V194H67ZM91 195V194H90ZM214 195V194H213ZM250 195V194H249ZM31 196V195H30ZM34 196V195H33ZM63 196H62V198H63ZM92 196H94L93 195V193H92ZM156 196V195H155ZM201 196H202V194H201ZM219 196H221V195H219ZM228 196V195H227ZM239 196V195H238ZM254 196V195H253ZM18 198L19 200L16 202V201H14V199L12 200L13 202H11L10 200H11V198ZM49 197V196H48ZM55 197V196H54ZM53 196L50 198V201H54V200H51L52 198H54ZM168 197V196H167ZM175 197V196H174ZM213 197V196H212ZM230 197H233V196H230ZM245 197V196H244ZM247 197H248V195H247ZM28 198V199H27ZM32 198V197H31ZM35 198V197H34ZM47 198V197H46ZM48 198V199H49ZM68 198H69V195H68ZM88 198H91V197H88ZM189 198V197H188ZM218 198H220V197H218ZM218 198H216V197H214V199H218ZM222 199H223V196L221 197ZM225 198H226V196L224 197V199H223V202L225 201ZM234 198V197H233ZM36 199V198H35ZM66 199V201H67V198H65ZM94 199V198H93ZM96 199V198H95ZM155 199V198H154ZM231 200H232V198H230ZM240 199V198H239ZM37 200V199H36ZM88 200H90V199H88ZM170 200V199H169ZM230 200V201H231ZM238 199H236V201H235V203H237L238 204V201H237ZM260 200V199H259ZM9 201L11 202V205H8V203H9ZM34 201V200H33ZM41 201H44V200H41ZM47 201V200H46ZM45 201V202H46ZM60 201H62L61 199H60ZM91 201V200H90ZM89 201V202H90ZM96 201V200H95ZM94 201V202H95ZM232 201H234V200H232ZM28 202H31L30 200L28 201ZM49 202V201H48ZM55 202V201H54ZM200 202V201H199ZM217 202V201H216ZM219 202V201H218ZM217 202V203H218ZM221 202V201H220ZM223 202H222V204H223ZM227 202H228V200H227ZM259 202V201H258ZM32 203H35V202H32ZM59 203V205L61 206L62 204H61V202H58ZM180 203V202H179ZM197 203V202H196ZM257 203V202H256ZM10 204V203H9ZM49 204H51V203H49ZM49 204H48V206H49ZM90 204H92V203H90ZM90 204H88V205H90ZM259 204V203H258ZM39 205H40V203H39ZM46 205H47V203H46ZM93 205V204H92ZM200 205V204H199ZM221 205V204H220ZM240 205V204H239ZM41 206V205H40ZM60 206H59V208H60ZM63 206H66V205H62V207ZM160 206V205H159ZM170 206V205H169ZM218 206V205H217ZM227 206V205H226ZM52 207V206H51ZM171 207V206H170ZM223 207H224V205H223ZM47 208H50V207H47ZM46 208V209H47ZM81 208H82V206H81ZM190 208V207H189ZM217 208H219V206L217 207ZM20 209V210H21ZM40 209H41V207H40ZM45 209V208H44ZM53 209H54V207H53ZM52 209V210H53ZM77 209V208H76ZM159 209H161V208H159ZM178 209V208H177ZM204 209V208H203ZM226 209V208H225ZM51 210V212L53 213L54 211H52ZM216 210V209H215ZM13 211V210H12ZM11 211V212H12ZM15 211V210H14ZM16 211H17V209H16ZM47 211V210H46ZM50 211V210H49ZM58 211V210H57ZM75 211V210H74ZM79 211H81V209H80V207H79ZM83 211V210H82ZM164 211V210H163ZM174 211V210H173ZM179 211V210H178ZM225 211H227V210H225ZM252 211H254V210H252ZM10 212V213H11ZM21 211H18V214L20 213ZM29 211H28V213H30ZM65 212V211H64ZM211 212V211H210ZM231 212V211H230ZM230 212H229V214H230ZM5 213V212H4ZM22 213V212H21ZM23 213H25V212H23ZM49 213V212H48ZM55 213V212H54ZM57 213V212H56ZM66 213V212H65ZM74 213V212H73ZM200 213H202V212H200ZM206 213V212H205ZM233 213V212H232ZM235 213V212H234ZM233 213V214H234ZM246 213H248V212H246ZM6 215H8L7 213H5ZM45 214H47V213H45ZM44 214V215H45ZM60 214H61V212H60ZM63 214V213H62ZM177 214V213H176ZM204 214V213H203ZM203 214L202 215H200V214H198V216H203ZM221 214V213H220ZM237 214H239V213H237ZM10 215V214H9ZM49 215V214H48ZM65 215V214H64ZM63 215V216H64ZM227 215V214H226ZM243 215V214H242ZM260 215V214H259ZM4 216V215H3ZM153 219L154 220H156L158 223L160 222V218H161V216H164V215H160V214H156V213H154L153 215ZM175 216H177V215H175ZM181 216V215H180ZM205 216V215H204ZM222 217V215H219L218 216V218L219 217ZM237 216V215H236ZM239 216V215H238ZM241 216V215H240ZM245 216V215H244ZM4 217H6V216H4ZM11 217H12V215H11ZM10 217V218H11ZM169 217V216H168ZM206 217H207V215H206ZM208 218H209V213H208ZM257 218H259V216H257ZM12 219V218H11ZM36 219V221L38 222L39 220H37ZM202 219V218H201ZM200 219V220H201ZM207 218H205L204 217V219H203V221L204 220H206ZM213 219H215V218H212L211 220H213ZM222 219V218H221ZM64 220H65V217H64ZM161 220H162V218H161ZM178 220V219H177ZM188 220V219H187ZM218 220V219H217ZM26 221V222H27ZM198 221V220H197ZM242 221V220H241ZM13 222H15L18 226H20V227H22L23 226V224H24V222H25V220L24 219H20V218H14V221ZM32 222V221H31ZM215 222H217L218 224H219V221H214V223ZM41 223H42V221H41ZM40 223V224H41ZM191 223V222H190ZM216 223V224H217ZM33 224V223H32ZM32 224H30V226L29 225H27V226H29V228L32 226ZM36 224H38V223H36ZM215 224V225H216ZM223 224V223H222ZM229 224V223H228ZM249 224V223H248ZM263 224V223H262ZM152 225H154V224H152ZM157 225V224H156ZM181 225V224H180ZM151 226V225H150ZM255 226V225H254ZM51 227H53V228H51ZM135 227H136V225H135ZM190 227V226H189ZM200 227V226H199ZM221 227V226H220ZM27 228V227H26ZM40 227H38V229H39ZM170 228H171V225L169 224V223H167V222H165V225H163V235H164V238L167 240V241H169V242H172L173 241V238L170 236ZM180 228V227H179ZM184 228V227H183ZM222 228V227H221ZM245 228H246V226H245ZM250 228H251V226H250ZM253 228V227H252ZM251 228V229H252ZM259 228V227H258ZM195 229H197V227L195 228ZM201 229V228H200ZM214 229V228H213ZM230 229V228H229ZM238 229V228H237ZM240 229V228H239ZM244 229V228H243ZM43 230H45V229H43ZM42 230V231H43ZM107 231H109L108 229H106ZM105 230V231H106ZM198 230V229H197ZM205 230V229H204ZM217 230V229H216ZM234 231H235V233L236 232H243L242 231V229H240V230H235V229H233ZM245 230V229H244ZM46 231V230H45ZM104 231V232H105ZM106 231V232H107ZM111 231V230H110ZM109 231V233H111ZM206 231V230H205ZM204 231V232H205ZM248 231H249V229H248ZM103 232V234L105 235V234H107V233H104ZM115 232V231H114ZM193 232V231H192ZM201 232V231H200ZM213 232H214V230H213ZM229 232H231V231H229ZM254 232V231H253ZM109 233H108V235H109ZM112 233H113V231H112ZM138 233H139V231H138ZM140 233H142V232H140ZM162 233V232H161ZM197 233V232H196ZM215 233H216V231H215ZM219 233V232H218ZM221 233H222V231H221ZM227 231H226V233H224V234H226L227 235ZM231 233H233V231L231 232ZM243 233H245V232H243ZM243 233H241V234H243ZM246 233H247V231H246ZM245 233V234H246ZM249 233V232H248ZM247 233V235H249ZM252 233V232H251ZM250 233V234H251ZM116 235H117V233H115ZM158 234V233H157ZM188 234V233H187ZM199 234V233H198ZM210 234V233H209ZM223 234V233H222ZM223 234V235H224ZM229 234V233H228ZM244 234V235H245ZM27 235V234H26ZM68 235V236H69ZM114 235V234H113ZM146 235V234H145ZM181 235V234H180ZM201 235H202V233H201ZM226 235H224V236H226ZM230 235H235V234H230ZM44 236H47V235H44ZM43 236V238H29V239H27L26 241H25V245H26V243L27 242H29V243H31V242H35L34 244H36L37 242H39V241H44L43 243H41L39 246H35L37 249H38V251H35L34 250V254H35V259H36V262H37V264H104L103 262L106 260L107 261V256L105 257V256H103V257H105L106 259L104 260L103 258V262L101 261V259H100V257L99 256H97V254L95 255V254H90L89 252H87V253H85V252H81V251H79V250H82V249H79V248H76L74 245H70V244H65V243H62V242H58L56 239V241H53V239L52 240H46V237H44ZM49 236V235H48ZM52 236V235H51ZM54 236V235H53ZM62 236V235H61ZM65 236V235H64ZM115 236V235H114ZM113 236V237H114ZM220 236V235H219ZM229 236V235H228ZM239 236V235H238ZM243 236V235H242ZM250 236V235H249ZM253 236V235H252ZM255 236V235H254ZM26 237V236H25ZM42 237V236H41ZM100 237H101V235H100ZM99 236H98V238H100ZM116 237H119V236H115V238ZM181 237V236H180ZM231 237V236H230ZM233 237V236H232ZM247 237V236H246ZM257 237H260V236H257ZM263 237V236H262ZM56 238V237H55ZM60 238V237H59ZM97 238V240H99ZM106 238H109V237H106ZM178 238V237H177ZM235 238H238V237H235ZM16 239H18V238H16ZM21 239V238H20ZM19 239V240H20ZM39 239V240H38ZM65 239V238H64ZM73 239V238H72ZM96 239V238H95ZM101 239H102V237H101ZM119 239V238H118ZM118 239H116L117 241L116 242H114L115 244L117 243V242H119V240ZM132 238H130V240H131ZM134 239V238H133ZM133 239L131 240V241H133ZM179 239V238H178ZM195 239V238H194ZM205 239V238H204ZM245 239V238H244ZM263 239V238H262ZM19 240H16L15 241V239H11L10 241H9V243H8V248L10 247L11 249H12V246H13V243H14V241L15 242H17V241H19ZM21 240H23V239H21ZM79 240V242H81ZM97 240H95V241H97ZM108 240V239H107ZM149 240V239H148ZM219 240H221V239H219ZM47 241H49V242H51V244L50 245H45V242H47ZM115 241V240H114ZM151 241V240H150ZM181 241V240H180ZM195 241V240H194ZM201 241V240H200ZM227 241V240H226ZM240 241L241 242H244L243 240H241L240 239ZM263 241V240H262ZM24 242V241H23ZM55 242H58L59 244V246H58V248H56V247H54V244H55ZM64 242V241H63ZM94 242V241H93ZM98 242H100V240L98 241ZM103 242V241H102ZM104 242H106V241H104ZM108 242H110V241H107L106 242V245H108L107 243ZM166 242V241H165ZM183 242V241H182ZM187 242V241H186ZM186 242H185V244H186ZM204 242V241H203ZM233 242V241H232ZM239 242V241H238ZM111 243V242H110ZM110 243H109V245H110ZM131 243V242H130ZM193 244H194V242H192ZM195 243H197L196 241H195ZM245 243V242H244ZM24 244V243H23ZM94 244V243H93ZM132 244V243H131ZM215 244V243H214ZM238 244V243H237ZM14 245H15V243H14ZM89 246H90V248L93 246L92 244V246L90 245V244H88ZM114 245V244H113ZM128 245V244H127ZM188 245V244H187ZM213 245V244H212ZM211 245V246H212ZM247 245V244H246ZM79 246V245H78ZM169 246V245H168ZM189 246H191L190 244H189ZM193 246V245H192ZM196 246V245H195ZM197 246H198V243H197ZM209 245H207V247H208ZM130 247V246H129ZM252 247V246H251ZM14 248V247H13ZM85 248V247H84ZM84 248H83V250H84ZM88 248V247H87ZM89 248V249H90ZM93 248V247H92ZM91 248V249H92ZM127 248V247H126ZM125 248V249H126ZM131 248V247H130ZM134 248V247H133ZM185 248V247H184ZM189 248V247H188ZM191 248V247H190ZM189 248V249H190ZM225 248V247H224ZM240 248V247H239ZM79 249V250H78ZM169 249H171V248H169ZM177 249V248H176ZM179 249V248H178ZM182 248H180V250H181ZM206 249V248H205ZM242 249H244L245 250V248H243L242 247ZM82 250V251H83ZM86 250V249H85ZM84 250V251H85ZM93 250V249H92ZM174 250H175V248H174ZM228 250V249H227ZM243 250V251H244ZM252 250H253V247H252ZM260 250V249H259ZM177 251V250H176ZM186 251V250H185ZM189 251V250H188ZM195 251V250H194ZM199 251V250H198ZM197 251V252H198ZM214 251V250H213ZM213 251L211 252V253H213ZM226 251V250H225ZM224 251V253H227V251L225 252ZM229 251V250H228ZM159 252V251H158ZM182 252H183V250H182ZM190 252V251H189ZM189 252H188V254H189ZM193 252V251H192ZM251 252V251H250ZM89 253V254H88ZM91 253H93V252H91ZM125 253H127V252H125ZM168 253V252H167ZM180 253H181V251H180ZM184 253V257H185V252H183ZM196 253V252H195ZM220 253V252H219ZM224 253H222V254H224ZM154 254H155V252H154ZM163 254V253H162ZM166 254V253H165ZM178 254V253H177ZM191 254V253H190ZM198 254V253H197ZM228 254H229V252H228ZM227 254V255H228ZM98 255H100V254H98ZM161 255V254H160ZM176 255V254H175ZM214 255V254H213ZM226 255V254H225ZM224 255V256H225ZM171 256V255H170ZM181 256V255H180ZM190 256V255H189ZM229 256V255H228ZM227 256V257H228ZM162 258H160L159 259V261H162L163 263H168V264H170L171 262L169 261L170 259H168L167 258V256H161ZM195 257V256H194ZM151 259H153L152 257H150ZM231 258V257H230ZM234 259H235V257H233ZM112 259V258H111ZM156 259V258H155ZM172 259H173V256H172ZM195 259H197V258H195ZM194 258L192 259V260H195ZM229 259V258H228ZM237 259V258H236ZM235 259V260H236ZM174 260V259H173ZM217 260V259H216ZM231 260V259H230ZM235 260H232V261H234L235 262ZM109 261V260H108ZM113 261V260H112ZM114 261H115V259H114ZM158 261V262H159ZM177 261V260H176ZM196 261V260H195ZM199 261V260H198ZM204 261H205V259H204ZM209 261V260H208ZM208 261H207V263H208ZM118 262V261H117ZM116 262V263H117ZM175 262V261H174ZM173 262V263H174ZM180 262H182V261H180ZM191 262H193V261H191ZM202 261H200V263H201ZM206 262V261H205ZM223 262V261H222ZM238 262H240V261H238ZM119 263V262H118ZM120 263H122L121 261H120ZM196 263V262H195ZM195 263H193V264H195ZM203 263V262H202ZM221 263V262H220ZM225 263H226V261H225ZM224 263V264H225ZM105 264H108V262L107 263H105ZM112 264H113V262H112ZM122 264H124V263H122ZM130 264V263H129ZM197 264V263H196ZM209 264V263H208ZM213 264V263H212ZM223 264V263H222ZM232 264V263H231ZM235 264H236V262H235ZM255 264V263H254ZM261 264V263H260Z\"/></svg>",
    "mask_w": 264,
    "mask_h": 264
},
{
    "label": "clouds",
    "instance_id": "clouds-1",
    "mask_svg": "<svg viewBox=\"0 0 264 264\" xmlns=\"http://www.w3.org/2000/svg\"><path fill=\"white\" fill-rule=\"evenodd\" d=\"M13 112L9 104V98L0 95V140L12 135Z\"/></svg>",
    "mask_w": 264,
    "mask_h": 264
}]
</instances>
